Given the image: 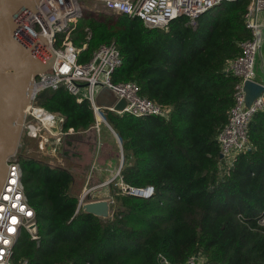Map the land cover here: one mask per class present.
<instances>
[{
  "label": "trees",
  "instance_id": "16d2710c",
  "mask_svg": "<svg viewBox=\"0 0 264 264\" xmlns=\"http://www.w3.org/2000/svg\"><path fill=\"white\" fill-rule=\"evenodd\" d=\"M248 3H221L201 15L195 29L183 17L151 29L138 18H113L102 10L87 13L60 36L57 45H85L81 63L99 45L115 44L122 64L113 83H135L139 95L168 110L169 118L105 113L123 154L119 175L108 186L110 219L76 213L70 171L20 155L37 241L23 232L13 247L14 263L183 264L200 253L207 264H264V111L249 123L251 149L226 170L219 168L216 140L238 82L225 64L250 38ZM35 102L60 114L64 131L84 132L95 124L89 102L63 88L42 91ZM119 184L153 191L137 197Z\"/></svg>",
  "mask_w": 264,
  "mask_h": 264
},
{
  "label": "built area",
  "instance_id": "2783aa9c",
  "mask_svg": "<svg viewBox=\"0 0 264 264\" xmlns=\"http://www.w3.org/2000/svg\"><path fill=\"white\" fill-rule=\"evenodd\" d=\"M234 1L237 0H38L37 10L49 33L33 12L21 22L20 29L46 51H51L58 57L56 63H52L45 73L37 75L33 80L31 98L24 113L22 133L38 139L43 146L48 145L50 140L59 142L63 136L73 133V129L63 130L64 118L60 114L50 113L35 102L42 91H54L59 88L65 89L77 98L78 102L83 99L89 102L95 120L91 128L97 131L101 124L110 128L105 119L106 112L119 116L127 114L133 117L169 118L168 110L139 95V88L135 83H113L112 76L122 64L120 51L115 44L99 45L89 60L83 63L79 62L78 58L85 45L81 49L66 41L57 45L61 35L68 33L84 20L85 3H93L116 16L138 18L145 27L151 29L165 28L172 20L180 17L185 18L187 25L195 29L197 20L205 12L221 3ZM260 13H264V0H249L244 20L246 28L250 31V38L238 44L240 54L225 64V72L238 78V82L234 86V103L228 111L227 122L216 137L221 155L218 165L223 170L231 166L236 155L251 149L247 137L249 123L256 113L264 111V94L247 107L243 90L246 81H255L254 64L260 48L257 30L260 25L257 16ZM102 89H107L110 94V98L106 97V100L113 99L114 104L124 100V109L118 112L114 110V105H98L97 97ZM17 151L6 159L7 173L0 191V264H28L25 260L18 263L12 260L13 247L23 232H26L31 240L37 241L35 213L25 194L20 155ZM118 175L117 171L111 180L101 186L108 187ZM119 187L125 194L142 198L152 193H147L149 187L144 190H132L123 184H119ZM95 189L96 187L87 186L83 188L76 213L85 202L97 200ZM106 200L111 207L112 198ZM261 223H264V220ZM162 264L168 263L162 260ZM183 264H207V259L197 253L187 258Z\"/></svg>",
  "mask_w": 264,
  "mask_h": 264
},
{
  "label": "water",
  "instance_id": "95a60500",
  "mask_svg": "<svg viewBox=\"0 0 264 264\" xmlns=\"http://www.w3.org/2000/svg\"><path fill=\"white\" fill-rule=\"evenodd\" d=\"M36 4L39 5L38 0H0V191L7 173L6 159L16 153L20 143L24 113L31 98L33 80L37 75L45 73L52 63H56L58 57L53 52L46 51L20 29L21 22L33 12L49 33ZM257 30L261 46L264 26H258ZM243 90L247 107L264 94L263 85L257 82L246 81ZM106 97L110 98V94L107 89H102L98 94L97 104L106 107L114 105V110L118 112L124 109V100L114 104L113 99L106 100ZM114 135L121 154L119 174L123 155L121 143L117 135ZM152 191L149 187L147 193ZM110 209L106 199L89 201L81 207L84 213L100 219H110Z\"/></svg>",
  "mask_w": 264,
  "mask_h": 264
},
{
  "label": "rangeland",
  "instance_id": "374dc122",
  "mask_svg": "<svg viewBox=\"0 0 264 264\" xmlns=\"http://www.w3.org/2000/svg\"><path fill=\"white\" fill-rule=\"evenodd\" d=\"M85 4L86 9L83 12L84 16L87 13L93 15L103 13V9L101 7L96 6L93 3ZM108 14L111 17L116 16L109 12ZM262 50L264 51V47ZM260 65L261 60L259 58V55L257 54L254 64V70L257 71V69L260 68ZM26 140L28 142H26ZM17 150L19 155L35 158L47 163L52 168L61 167L70 171L73 174L75 180L72 185V191L78 199L81 197L82 190L85 186L89 188L92 187L91 185L97 184L96 181H90L88 183V181L86 180V173L89 166V171H92L94 170V168H97L96 165H98L99 160L102 159V161L105 162L106 158L110 157L111 155V151L108 150H112L113 152H115L112 155L114 161H112L111 163H106V166L104 167L106 169H109L110 165V169H114L113 176H115V174L119 170L121 162V154L118 148L116 137L112 130H110V128H108L104 124L100 125L99 131L90 128L84 132H73L71 134L63 136V138L59 142L50 140L48 142V145L46 146H43V144L40 143L38 139L30 138L26 133L23 132ZM105 151H107V153ZM87 163L89 165L88 167ZM111 183H114V180ZM99 191V193L96 192L95 194V198H98L97 200L104 198L107 194L102 190Z\"/></svg>",
  "mask_w": 264,
  "mask_h": 264
},
{
  "label": "crops",
  "instance_id": "0c3cea01",
  "mask_svg": "<svg viewBox=\"0 0 264 264\" xmlns=\"http://www.w3.org/2000/svg\"><path fill=\"white\" fill-rule=\"evenodd\" d=\"M257 18H258L259 25H263L264 26V13L258 14ZM263 47H264V31H263V42H262V45L259 48V51L257 52V54L259 55V58L261 60V65H260V68L257 69V71H255V79H254L255 80L254 82H257L260 85H264V51L262 50ZM108 151H111V153H110L111 155H110V157L106 158L107 162L106 161L105 162L102 161V159L99 160L98 161V165H96L97 168H94V170L89 171L90 166L87 163V167L88 166L89 167H88V171L86 173V180L88 181V183L90 181H96L97 182V184L91 185L92 187H96L94 192L99 193L100 192L99 190H102L103 192L107 193L104 198H101L99 200H105V199L111 198L110 192H109L110 191L109 188L108 187L106 188V186H101V185H104L106 182H108L109 180H111L113 178V170L114 169H110V167H111L110 165H109V169H106L104 167V166H106V163H111L112 161H114L113 158H112V155L115 152H113L112 150H108ZM105 152L107 153V151H105ZM114 159H115V157H114Z\"/></svg>",
  "mask_w": 264,
  "mask_h": 264
}]
</instances>
